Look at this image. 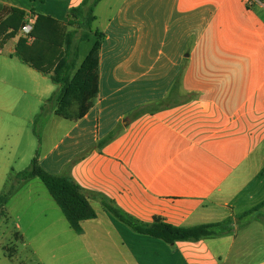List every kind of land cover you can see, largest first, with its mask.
<instances>
[{
  "label": "crops",
  "instance_id": "crops-1",
  "mask_svg": "<svg viewBox=\"0 0 264 264\" xmlns=\"http://www.w3.org/2000/svg\"><path fill=\"white\" fill-rule=\"evenodd\" d=\"M75 1L0 0V12L66 25ZM101 7L98 97L38 158L97 213L73 230L88 264H264L260 219L171 246L134 233L102 203L144 223L192 227L236 223L264 201V0H101L95 13ZM19 35L3 46L11 60Z\"/></svg>",
  "mask_w": 264,
  "mask_h": 264
},
{
  "label": "rangeland",
  "instance_id": "rangeland-1",
  "mask_svg": "<svg viewBox=\"0 0 264 264\" xmlns=\"http://www.w3.org/2000/svg\"><path fill=\"white\" fill-rule=\"evenodd\" d=\"M81 4L76 0L74 7ZM95 14L93 30L101 31L103 7ZM94 42L92 37L80 44V62ZM10 47L0 48V194L9 186L14 191L0 219V264H88L86 249L40 179L16 180V174L49 151L72 123L57 117L48 101L58 91L50 76L11 60ZM244 221L252 224L259 218L255 214ZM16 232L23 241L15 238ZM10 249H16L14 257Z\"/></svg>",
  "mask_w": 264,
  "mask_h": 264
},
{
  "label": "trees",
  "instance_id": "trees-1",
  "mask_svg": "<svg viewBox=\"0 0 264 264\" xmlns=\"http://www.w3.org/2000/svg\"><path fill=\"white\" fill-rule=\"evenodd\" d=\"M100 1L83 0L79 7L70 8L66 25L50 17L38 16L27 36L19 35L22 27L28 23L24 11L11 9L6 15L4 8L0 12V48L19 35L16 57L34 70L49 75L51 81L58 86V91L48 101L54 104L56 115L66 120L82 119L98 97L100 51L104 34L94 31L93 24L96 21L95 8ZM92 37L95 42L80 62V44L90 41ZM110 139L111 136L100 145ZM32 178L40 179L45 185L75 232H81L83 221L97 217L82 188L67 174L55 175L47 172L39 164L38 157L32 160L29 169L16 174L19 182ZM13 191L14 187L9 186L0 194V219L5 217V208ZM102 199L103 206L110 214L134 233L160 239L171 246L177 242H198L232 235L236 227L241 229L249 224L244 221L245 218L255 214L260 220L264 219L263 201L238 216L236 223L228 219L223 222L180 227L165 223L159 218L152 223H144L108 199Z\"/></svg>",
  "mask_w": 264,
  "mask_h": 264
},
{
  "label": "built area",
  "instance_id": "built-area-1",
  "mask_svg": "<svg viewBox=\"0 0 264 264\" xmlns=\"http://www.w3.org/2000/svg\"><path fill=\"white\" fill-rule=\"evenodd\" d=\"M256 0H248V3L255 2ZM33 29V22L29 21L25 26L22 27V34L29 35Z\"/></svg>",
  "mask_w": 264,
  "mask_h": 264
}]
</instances>
